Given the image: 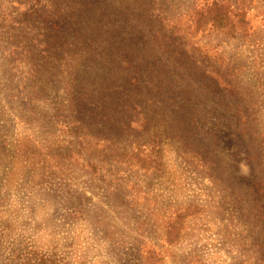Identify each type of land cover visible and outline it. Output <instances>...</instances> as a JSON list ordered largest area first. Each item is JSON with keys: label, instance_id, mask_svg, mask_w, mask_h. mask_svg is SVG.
<instances>
[{"label": "rangeland", "instance_id": "374dc122", "mask_svg": "<svg viewBox=\"0 0 264 264\" xmlns=\"http://www.w3.org/2000/svg\"><path fill=\"white\" fill-rule=\"evenodd\" d=\"M55 1L0 0V264H264V42L211 33L194 40L212 43L211 54L194 51L164 19L195 0H58L65 11L110 13L109 26L136 22L164 57L184 61L189 73L164 74L187 101L160 105L144 90H114L129 73H117L111 48L84 54L82 32L32 73L30 46L49 32ZM214 53L233 72L196 73L220 68ZM191 54L202 65L189 67ZM74 102L89 112L96 152L64 133ZM148 139L162 149L157 170L110 154Z\"/></svg>", "mask_w": 264, "mask_h": 264}, {"label": "trees", "instance_id": "16d2710c", "mask_svg": "<svg viewBox=\"0 0 264 264\" xmlns=\"http://www.w3.org/2000/svg\"><path fill=\"white\" fill-rule=\"evenodd\" d=\"M201 2L200 0H195L194 4L190 5V9L185 12L171 14L164 19L168 31L172 36L177 37L178 41L185 42L186 44L191 43L188 45L192 47L196 45L194 51H197L198 48L199 50H203V53L209 54L212 52L209 44L212 43L201 44L194 42L198 35L204 36L214 33L216 37L223 36L230 39L240 37L251 43L260 45L264 42L263 0H203ZM51 4H53L52 10L47 12L50 24L49 32L41 35L40 39L35 38L30 46L33 49L31 53L34 55V59H32L29 66L32 73H37L35 64L39 56L45 55L47 52H49V55L52 52L58 54L61 51V47L57 45L63 36L79 37L82 32L83 38H89L90 40L89 43L82 45L84 54L90 53L89 49L91 48L97 50H102L103 47L111 48L112 51H110L109 55L111 56L112 64L116 67L117 73H129V81L127 80V76L115 80L114 90L127 89L129 92L134 91V93H140L144 90L148 92L147 96H155L156 102L160 105L173 101L177 108V104L182 105L187 101L179 94L178 87L174 82L165 83L178 78L173 77L171 74H164L189 73L184 65V61L182 59L164 57V48L161 45L154 44V49L153 44L148 43L147 34L149 36V32L143 31L136 22L134 25H121L119 21L118 23L115 21L112 26H109L103 18L110 13H104V10L72 12V10L65 11L60 7L65 5V1L57 0L51 2ZM253 5L254 7H252ZM146 15L148 14L136 16L137 21L141 18L146 19ZM150 17H154V14H151ZM122 20L125 21V19ZM253 23L256 24L255 27ZM182 45L184 46V50H186L188 46ZM71 56L77 55L72 53ZM187 56L188 54H186ZM213 56H215L213 59L220 68L216 71L211 70L210 72L206 68H200L196 73L233 72L229 60L224 59L218 53H214ZM220 57L224 59V64L218 63ZM202 60V58H195L192 55V57H188V62L186 63L189 67H195L202 65ZM77 61L71 60L73 67H67L69 73H77L79 67ZM150 73H162V75H152ZM180 93H182V90ZM71 107L73 110L72 115L74 116L64 124V133L74 136L82 149L86 151L95 150L94 152H96L99 148V140L86 133L82 123L83 117H86L89 112L83 113L75 102L72 103ZM100 141L106 143V139H101ZM178 152L183 156H193V158L198 159L203 164V158L198 151H193V149L182 151L181 149ZM161 153L162 149L157 140L154 139L133 142L131 151L129 152L110 150L114 161L122 164L127 163V165H133L144 170L159 169L161 165ZM202 167L207 170L204 165ZM207 172L210 173V171ZM194 208L201 210L199 206H195ZM181 216L179 214L178 217ZM177 239L178 237H175L171 242Z\"/></svg>", "mask_w": 264, "mask_h": 264}]
</instances>
